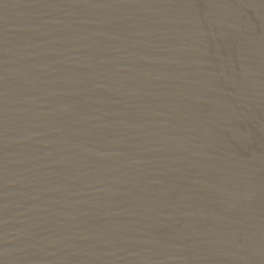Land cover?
<instances>
[{"label": "water", "instance_id": "water-1", "mask_svg": "<svg viewBox=\"0 0 264 264\" xmlns=\"http://www.w3.org/2000/svg\"><path fill=\"white\" fill-rule=\"evenodd\" d=\"M0 264H264V0H0Z\"/></svg>", "mask_w": 264, "mask_h": 264}]
</instances>
